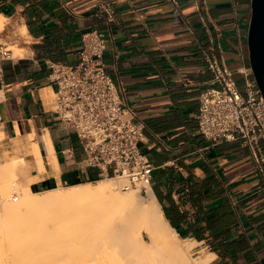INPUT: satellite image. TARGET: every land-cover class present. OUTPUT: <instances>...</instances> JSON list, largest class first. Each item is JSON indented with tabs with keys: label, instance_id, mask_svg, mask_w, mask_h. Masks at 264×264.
<instances>
[{
	"label": "crops",
	"instance_id": "0c3cea01",
	"mask_svg": "<svg viewBox=\"0 0 264 264\" xmlns=\"http://www.w3.org/2000/svg\"><path fill=\"white\" fill-rule=\"evenodd\" d=\"M101 1L112 6V22L99 14ZM177 2L0 0L5 37L16 26L26 30L20 56L0 51V154L20 155L34 143L41 170L32 155L25 161L41 191L98 179L56 121L48 82L49 64H75L82 37L98 30L106 71L144 126L148 188L170 230L208 259L203 264H264L263 176L239 141H206L195 119L212 77L204 58L210 44L243 91L236 70L249 68L250 0Z\"/></svg>",
	"mask_w": 264,
	"mask_h": 264
},
{
	"label": "built area",
	"instance_id": "2783aa9c",
	"mask_svg": "<svg viewBox=\"0 0 264 264\" xmlns=\"http://www.w3.org/2000/svg\"><path fill=\"white\" fill-rule=\"evenodd\" d=\"M164 1L174 7L178 4L177 0ZM98 12L113 21L110 3L101 1ZM104 43V35L91 29L81 39L75 64H49L55 119L71 132L87 166L97 170L98 179L123 177L128 182L123 190L149 187L153 166L139 146L144 126L106 71ZM215 52L210 44L204 56L212 77L199 95L198 132L209 142L239 141L264 179V99L250 68L236 70L243 76L240 92L232 72L220 64ZM2 55L7 58V51Z\"/></svg>",
	"mask_w": 264,
	"mask_h": 264
},
{
	"label": "bare ground",
	"instance_id": "6f19581e",
	"mask_svg": "<svg viewBox=\"0 0 264 264\" xmlns=\"http://www.w3.org/2000/svg\"><path fill=\"white\" fill-rule=\"evenodd\" d=\"M2 29H3V18L0 16V31ZM21 29L23 30L24 33L26 32L24 27H22ZM0 136H2L1 133ZM20 146L23 147V144L22 145L20 144ZM27 153H29L28 155H32L34 157L38 169L41 170L37 148L34 143H28ZM22 165L24 168H27V165L25 164L24 161ZM117 178L120 179L117 183L111 182L110 179H107V182L98 181L97 184L92 187L89 186L81 187L80 185H73L66 188L64 192H61L62 189L60 190V192H55V191L53 192V190H48L43 192L44 196L42 195L41 197L36 196L34 193H32L29 187L26 185L27 187L24 188L25 193L23 194H21L18 189H15V193L17 194L16 195L17 198L14 199V201H16L15 203L12 202L13 200L10 199L9 195L8 196L2 195L0 197L4 205L2 211L3 213L19 212V214L17 213L19 217L16 218L18 221L15 220V222L16 224L17 222L18 223L21 222L22 225L24 226V229L25 226L27 225L28 227L30 226L31 224L30 221H32L34 228H36L35 225L37 226V228L39 227L45 228L48 227L47 225L48 223H50L49 226H51L52 229V227L53 228L55 227V225H52L54 224L55 221L54 219H52V217L55 215V213L56 215H58L59 213L58 208H61V210L63 208L66 209L65 207H61V206L63 205L65 206L69 203H79L84 205L85 207H91V209L89 208L91 213H88V215L84 216V219H86L87 222L89 221V223H91L90 234L88 235L89 233L88 231V233H86V236L83 237L87 239L84 240L82 239V237L81 238L73 237V239L70 238V242H69L68 240L69 238L68 239L63 238L65 240H61V238H56V240H58L56 242L59 243V244L57 243L55 244L57 246H54V244L52 246V243H55V242L51 243L53 239L45 241L46 243L43 241L41 242V244L38 245L39 248L40 245L41 247H43L42 249L40 248L41 250L46 248L44 250V251L47 250L44 253L45 255L49 256L50 253L52 252L50 256L55 255L53 257L55 260L56 259L58 260L59 258H60L59 260L61 259L64 260V257L66 255L68 256V252H71L72 254H74L72 255L74 258H71L70 257L71 255L68 256L69 258L66 256L65 261L67 264L69 263L67 262L68 259L69 260L73 259L74 262V263L70 262L69 264L72 263L73 264L75 263L76 264H114L113 256H115V253H117L118 251L114 248L117 246V248H121V250H126L127 241L129 239L130 232L131 234L132 232H134L135 225L127 221L128 215L132 214V216L137 217V219L141 221L145 231L147 232V236L149 239L148 244H142L141 243L142 237L139 235V233L136 234L137 235L136 238L139 241V246H138L139 253H142V255L140 256L141 260L132 259L131 261L132 263L152 264V262L146 261L145 259L148 253L149 255L152 254L155 256L157 264H186L184 255L182 254L183 251H181L180 248L175 244L176 238L174 239L172 236H170V233L173 234L174 232L170 230L166 221L164 220L161 210L148 186L142 187L143 191H147L149 197L148 202L146 201L147 203H143L140 202V200L137 201V197L139 196L136 195V192L134 190H129V188H127L128 189L127 192H120L119 190H117L116 187H118V185L124 182V180H121V178L123 177H117ZM31 195H33V197ZM68 206L69 205H67L66 207L68 208ZM73 207L75 206L73 205ZM26 210L27 212L25 213L28 212L30 213L27 214L28 216L22 212ZM31 212H33L34 214H31ZM62 212H66V211H62ZM23 214H25L24 216H26L25 220L27 219L30 220V221L27 220V222L29 223L25 222L26 223V224L24 223L25 225L23 224L24 222L23 218H22L23 220L19 221V219H21L20 218L21 215L23 216ZM52 220L54 221L51 223L50 221ZM42 221L43 222L46 221L44 222L46 226L43 224ZM36 222H38V224L41 223L42 225L40 224L37 225ZM17 226H19V224ZM33 226L31 225V227ZM60 227H63V225H61ZM48 228H49L48 232L52 233L51 231L53 230H51L50 227ZM16 230L19 229L16 228ZM173 236H175V234H173ZM74 239L75 241L73 242ZM81 239L84 241H82ZM11 240H8V242H11ZM77 240H79L78 242H80L78 244L79 246L75 245ZM53 241H55V239ZM81 242L83 244L85 243L86 245H83ZM44 243L45 245H43ZM60 244H63V246L65 244L68 245L65 246L67 247L66 252L64 249L65 247H63L62 245L61 246L62 249H64V251L59 249L58 245L60 246ZM70 244L72 247L70 246ZM51 246L53 247L52 249ZM48 247L49 250L51 249L53 251L51 250L48 251ZM31 252H34L33 254L36 255L34 249ZM36 252L38 254H40L41 252L43 253V251L39 253V251L37 250ZM63 252H65V254ZM53 253L56 254L59 253L57 256H61V257H57L56 254ZM60 253L61 254L63 253L64 256L61 255ZM44 254L42 257L46 258ZM207 260L208 259H205L203 261L199 257H196L194 259V264H203Z\"/></svg>",
	"mask_w": 264,
	"mask_h": 264
},
{
	"label": "rangeland",
	"instance_id": "374dc122",
	"mask_svg": "<svg viewBox=\"0 0 264 264\" xmlns=\"http://www.w3.org/2000/svg\"><path fill=\"white\" fill-rule=\"evenodd\" d=\"M6 23H8V21L3 19V28H4V25ZM21 28L16 26L10 33H7V36L9 34V37H7V38L4 35L6 32L2 33V30L0 31V48H2V49H0V51H7V54H10L13 57H17V56H20L22 54V50H20V48L22 47V45L25 41V33L23 32V30ZM49 97L52 99V95H50ZM0 138H1V136H0ZM4 150L5 151L3 152V154H0V197L2 195H4V196L9 195L10 199L13 200L12 202L15 203L16 201H14V199L17 198V196H16L17 194L15 193V189H18L20 191V193L23 194V193H25L24 188L27 186L29 187L31 192L34 193L36 196H39V197H41L42 195L44 196L43 192H45V191H41V190L37 189L35 182H34L35 178H32L29 174L28 168H24L22 165V163L24 161L25 164L28 166L27 162L25 161V157H27L29 153L24 152V153H21L20 155H17L15 152H12V150H10V149H8L9 152H6L7 149H4ZM33 179H34V181H33ZM107 179H110L111 182H114V183H117L120 180L117 177L114 178V177L108 176V177L99 178V179L94 180V181H85L82 183H78L76 185H80L81 187L82 186L83 187H86V186L92 187V186H95L98 181H104V182L106 181L107 182ZM121 180H124V182L122 184L118 185V187H116V188L120 192H127L128 189L123 190L121 188L123 186L128 185V182L124 178H121ZM68 187L69 186L58 185L57 187H54L51 190H53V192L54 191L60 192V190L62 189L61 192H64V190H66V188H68ZM129 190H134L136 192V195L139 196V197H137V201L140 200V202H143V203L148 202V200H149L148 193H147V191H143V188L141 186H139V185L131 186V187H129ZM31 196L33 197V195H31ZM67 205H69L68 208L66 207ZM67 205L61 206V207H65L66 209L63 208L61 210V208H58L59 209V213H58L59 216L56 215V213H55L56 216L54 214H53L54 216L52 215L53 216L52 219H54L55 221L52 220L50 222L52 223L54 221V224H52V225H55V227L54 228L52 227V229H51V226H49L50 223H48L47 226L50 227L51 230H53V231H51L52 233H49L48 227L37 228V226L35 225L36 228H34L32 221H30L29 219H27V220H29L31 222V224L29 227H28V225L25 226V229H24V226L22 225L21 222H19V223L17 222V224H16L15 220H17L16 218L19 217L18 216L19 212H8V213L4 212L5 213L4 214L2 211L4 205H3L2 199L0 198V264H67L65 261V257L67 255L64 257V260H62V259L59 260L60 258L58 260L57 259L55 260L53 258L55 255L50 256L52 254V252L50 253V255L48 254L51 257L50 258L49 256L44 254L47 251V250L44 251L46 248L41 250L43 247H41V245H40V248H41L40 249L38 246L39 244H41V242H43V241L45 242V241L51 240V239H53V240L55 239V241H53V240L51 241V243L55 242V243H52V246H53V244H54V246H57L55 244L56 243L59 244V243L56 242V241H58V240H56V238H61V240H65L63 238H66V239L69 238L68 239L69 242H70V238L73 239V237H77V238L82 237V239H84V240L87 239V238H83V237L86 236V233H88V231H89L88 235L90 234V230H91L90 224L91 223H89V221L87 222V220L84 219V216L88 215V213H91L90 212L91 207H85L84 205L79 204V203H69ZM73 205L75 207H73ZM58 209H57V211H58ZM60 211L62 214L60 213ZM62 211H66V212H62ZM22 212L25 213V212H27V210L22 211ZM28 213H25V214L27 215ZM25 214H23V216L21 215V217H20L21 219H19V221L24 219L23 224L25 222L29 223V222H27V220H25V217H26V216H24ZM31 214H34V213L31 212ZM127 221L129 223L135 225L134 226V232H132V234L130 232L129 239L127 241L126 250H121V248H117V246L114 248V249L118 250L117 253H115V256H113L114 257V259H113L114 264H134L131 262L132 259H140V256L142 255V253H139V248H138L139 241L136 238L137 233H139V235L142 237V239H141L142 244H148V242H149L147 232L145 231L141 221L138 220L137 217H134V216H132V214H129L127 217ZM44 222H46V221H44ZM44 222H43V224H44ZM36 223H37V225H39V224L42 225L41 223H39V224H38V222H36ZM18 224H19V226H17ZM60 224L63 225V227H65V228L60 227L61 226ZM31 225L33 227H31ZM44 225L46 226V224H44ZM16 228L19 230H16ZM173 234H175V236H173ZM173 234L170 233V236H172L174 239L176 238L175 244L180 248L181 251H183L182 254L184 255L186 264H194V259L197 257V254L194 252V250H191L193 245H188V242L181 240L175 232ZM11 239L13 240L14 243L12 242ZM8 240H11V242H8ZM84 240H82V241H84ZM59 241H60V239H59ZM74 241H75V239L73 240V242ZM78 241L79 240L76 241L75 245H78L80 243ZM45 243L43 245H45ZM64 243H65V241H64ZM47 245H49V244H47ZM61 245L63 246V244H60V246ZM83 245H86V244L84 243ZM52 246H51V249L53 248ZM60 246L58 245L59 249H61L63 251L65 249V252H66L67 247H65V246H68V245L65 244L63 246V247H65L64 249H62V246L60 248ZM70 246H71V244H70ZM12 247H13V249H12ZM37 248H39L40 250ZM33 249H34L36 255L33 254L34 252H31ZM35 249L37 251H39V253L41 251H43V253L42 252L40 253L41 256H40V254H38L36 252ZM54 249H55V247H54ZM29 250H31V251H29ZM50 250L48 247V251H50ZM51 251H53V250H51ZM65 252H63V253L65 254ZM63 253L62 254L60 253V254L63 255ZM69 253H71V252H68V256L71 255L70 257L74 258L72 256L74 254H72V253L69 254ZM43 254H44V256H46V258L42 257ZM53 254H56V253H53ZM58 254H56V256ZM57 257H61V256H57ZM48 258H50V259H48ZM52 258H53V260H52ZM145 259H146V261L152 262V264H157L155 256L152 254L149 255L147 253V256L145 257ZM70 260H72V261H70ZM70 260L68 259L67 262H69V263L73 262V259H70Z\"/></svg>",
	"mask_w": 264,
	"mask_h": 264
},
{
	"label": "water",
	"instance_id": "95a60500",
	"mask_svg": "<svg viewBox=\"0 0 264 264\" xmlns=\"http://www.w3.org/2000/svg\"><path fill=\"white\" fill-rule=\"evenodd\" d=\"M247 28V61L264 99V0H250Z\"/></svg>",
	"mask_w": 264,
	"mask_h": 264
}]
</instances>
